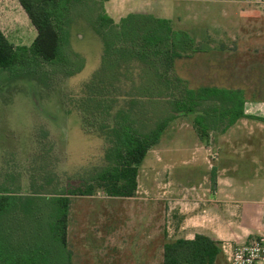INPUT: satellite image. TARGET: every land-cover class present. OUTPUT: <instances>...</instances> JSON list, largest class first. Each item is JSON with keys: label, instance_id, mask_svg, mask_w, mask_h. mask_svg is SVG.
<instances>
[{"label": "rangeland", "instance_id": "1", "mask_svg": "<svg viewBox=\"0 0 264 264\" xmlns=\"http://www.w3.org/2000/svg\"><path fill=\"white\" fill-rule=\"evenodd\" d=\"M199 1L208 0H185L192 7L185 15L182 0H151L150 12L140 13L168 19L175 30L188 26L191 33H197L191 50L186 48L184 58L175 63V76L193 90L209 87L202 75L209 64L214 66L219 59L217 53L211 56L205 53L211 44L208 31H193L192 9ZM98 2L90 0L89 8L80 3L73 10L70 33L74 36L66 49L72 66L47 64L44 73L38 76L13 77L0 70V196L12 195L23 200L34 197L30 214L38 217L44 227L53 215L51 207L44 205L49 203L45 199L83 182L89 183L106 166L105 153L111 145V130L119 113L129 114L141 132L150 130L165 117L181 114H174L166 99L149 100L140 95L147 89L153 94L165 91L152 83L151 72L142 64L132 61L120 66L104 64L102 40L86 22V18L101 9L103 4ZM228 10L225 33L243 36L264 33V0H232ZM0 29L15 47H31L37 37L18 0H0ZM249 38L242 39L249 45ZM238 50L242 53V43ZM238 55L227 54L226 60L231 64ZM225 87L217 88L238 90L237 84ZM244 88L252 89L249 90L252 93L255 87ZM255 89L261 91L262 87ZM242 91L246 100V91ZM221 108L222 104L215 102H200L197 107L201 113L205 112L210 132H224L226 120L216 114ZM168 140L176 142L177 136L171 135ZM160 144L150 149L139 168V188L134 198L110 197L102 189H97L92 197L72 198L68 248L74 253L75 264H145L139 253L145 248L144 224L149 219L146 213L153 212L151 222L155 229L164 204L161 187L167 182V173L156 164ZM248 183L252 186L247 197L259 200L263 195L262 182ZM221 202L225 204L223 201L218 204ZM242 204L237 202L243 206V212L234 213L231 223L244 238L240 242L219 241L222 254L216 264H230L231 250L237 244L264 236V199L257 204ZM20 217L26 221L22 212ZM217 217L223 218L225 224L230 222L224 216ZM159 237L151 246V264L163 263L156 247Z\"/></svg>", "mask_w": 264, "mask_h": 264}, {"label": "trees", "instance_id": "2", "mask_svg": "<svg viewBox=\"0 0 264 264\" xmlns=\"http://www.w3.org/2000/svg\"><path fill=\"white\" fill-rule=\"evenodd\" d=\"M18 1L36 29L37 37L31 47H15L0 30V70L20 77L25 74L38 76L44 73L47 64L72 66L66 49L70 46L73 10L80 3L89 8L90 0ZM92 3L99 2L92 0ZM86 22L102 40L104 64L120 66L130 61L142 64L151 72L152 83L158 88L164 87L165 91L153 94L147 89L140 95L149 100H168L174 114L197 113L194 126L202 140L209 139L210 128L205 112L197 110L200 102L222 104L216 114L226 120L223 131L247 117L242 90L217 87L193 90L175 76L176 61L184 58L186 48L191 50L194 41L187 31L175 30L168 19L131 13L116 23L101 5L96 14L86 18ZM176 116L165 117L150 130L141 132L129 114L119 113L111 130V145L105 153L106 166L89 183L83 182L78 187L45 199L49 203L44 205L53 211L47 227L30 214L34 208V197L23 200L1 195L0 264H73V253L68 248L72 198L92 196L97 189L114 198L135 197L141 164ZM20 212L26 221L21 219ZM221 254L219 241L197 235L191 241L178 239L168 242L164 247L163 264H216Z\"/></svg>", "mask_w": 264, "mask_h": 264}, {"label": "crops", "instance_id": "3", "mask_svg": "<svg viewBox=\"0 0 264 264\" xmlns=\"http://www.w3.org/2000/svg\"><path fill=\"white\" fill-rule=\"evenodd\" d=\"M100 1L106 14L116 23L131 13L150 12L148 9L151 6V0ZM184 1L182 0L181 5L183 15L192 8ZM231 2L232 0H208L193 4V31H208L206 34L211 44L205 53L210 56L217 53L219 56L218 63L214 66L209 64L205 68L201 79L209 87L237 84L238 90L246 91L244 87L260 86L262 89L260 91L254 88L252 93L249 91L252 89H248L245 100L247 117L238 120L224 132H210L209 141L202 140L194 126L197 113H181L169 124L161 137L160 159L156 161L167 173V182L161 187L164 204L160 223L155 229L151 222L153 212L146 213L149 219L144 224L145 248L139 253V259L145 264L152 263L151 246L159 236L160 241L156 243V247L162 262L165 245L178 239L191 241L197 235H203L215 241L228 239L240 242L244 237L240 229L231 223L234 213L243 212V206L237 205V202L257 204L264 199V33H248L247 36H243V33H225L228 29H225L224 23L229 16ZM19 6L29 20L20 3ZM30 24L33 26L31 21ZM183 30L193 39L197 37V33H191L192 28L187 26ZM34 33L37 34L36 29ZM73 36L74 33H70V40ZM243 37H250L249 45ZM241 43L242 53L238 50ZM247 46L249 48L244 49ZM235 53L240 55L230 64L226 60L227 54ZM171 135L177 136L176 142L166 141ZM251 180L262 182L263 195L259 200H249L247 197L252 186L248 182ZM220 201L225 204H218ZM71 210L70 208L69 219ZM217 215L224 216L230 222L223 223V218L220 220Z\"/></svg>", "mask_w": 264, "mask_h": 264}, {"label": "built area", "instance_id": "4", "mask_svg": "<svg viewBox=\"0 0 264 264\" xmlns=\"http://www.w3.org/2000/svg\"><path fill=\"white\" fill-rule=\"evenodd\" d=\"M229 261L230 264H264V236L237 244Z\"/></svg>", "mask_w": 264, "mask_h": 264}]
</instances>
